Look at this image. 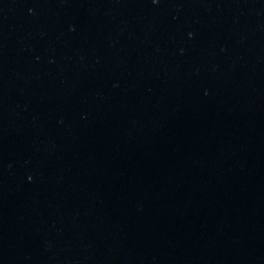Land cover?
<instances>
[{"label": "water", "instance_id": "obj_1", "mask_svg": "<svg viewBox=\"0 0 264 264\" xmlns=\"http://www.w3.org/2000/svg\"><path fill=\"white\" fill-rule=\"evenodd\" d=\"M0 264H264V0H0Z\"/></svg>", "mask_w": 264, "mask_h": 264}]
</instances>
